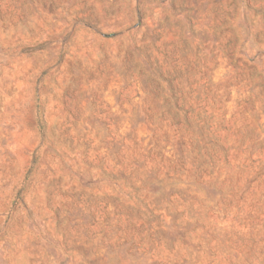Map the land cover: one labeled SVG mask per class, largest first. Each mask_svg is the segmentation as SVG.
<instances>
[{"label":"rangeland","instance_id":"rangeland-1","mask_svg":"<svg viewBox=\"0 0 264 264\" xmlns=\"http://www.w3.org/2000/svg\"><path fill=\"white\" fill-rule=\"evenodd\" d=\"M0 264H264V0H0Z\"/></svg>","mask_w":264,"mask_h":264}]
</instances>
